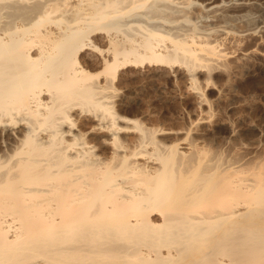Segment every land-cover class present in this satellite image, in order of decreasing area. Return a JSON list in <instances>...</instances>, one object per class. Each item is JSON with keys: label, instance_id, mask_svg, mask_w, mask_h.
Here are the masks:
<instances>
[{"label": "bare ground", "instance_id": "obj_1", "mask_svg": "<svg viewBox=\"0 0 264 264\" xmlns=\"http://www.w3.org/2000/svg\"><path fill=\"white\" fill-rule=\"evenodd\" d=\"M216 4L0 0V264H264L261 140L166 145L114 99L127 68L231 63L186 30Z\"/></svg>", "mask_w": 264, "mask_h": 264}, {"label": "rangeland", "instance_id": "obj_2", "mask_svg": "<svg viewBox=\"0 0 264 264\" xmlns=\"http://www.w3.org/2000/svg\"><path fill=\"white\" fill-rule=\"evenodd\" d=\"M215 1L219 7L209 14L193 15L191 11L193 26L187 23L190 27L186 30L192 32L197 27L202 37L213 35V38L209 35L213 43L234 52L231 63L224 61L225 65L219 64L212 74L207 70L197 71L194 77L198 83L191 80V75L187 77L184 69L180 70L184 73L167 77L163 72L151 76L127 68L115 83L114 99L118 110L127 117L141 120L144 126L159 132L167 131L158 135L166 145L195 136L194 141L198 140L201 147L211 152L245 154L255 141L261 140L264 149V0ZM232 38L240 45L231 42ZM241 52L252 53L235 64Z\"/></svg>", "mask_w": 264, "mask_h": 264}]
</instances>
